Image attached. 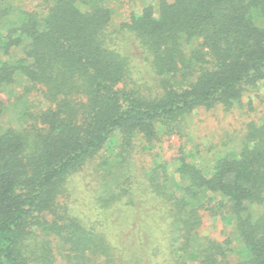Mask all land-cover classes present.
Here are the masks:
<instances>
[{
	"label": "trees",
	"instance_id": "obj_1",
	"mask_svg": "<svg viewBox=\"0 0 264 264\" xmlns=\"http://www.w3.org/2000/svg\"><path fill=\"white\" fill-rule=\"evenodd\" d=\"M0 264H264V0H0Z\"/></svg>",
	"mask_w": 264,
	"mask_h": 264
},
{
	"label": "rangeland",
	"instance_id": "obj_2",
	"mask_svg": "<svg viewBox=\"0 0 264 264\" xmlns=\"http://www.w3.org/2000/svg\"><path fill=\"white\" fill-rule=\"evenodd\" d=\"M237 113V112H236ZM238 113L234 114H225L223 112H206L200 111L192 119V138L194 145L205 146L210 144V142H219L230 137H227V133L232 136L234 139L239 133L240 123ZM183 146L188 152L192 147V144H189L187 139H181L177 136L170 138H164L159 144L151 145L149 152L153 154H158V158H164L169 163L170 167H174L173 164L176 162L178 157V152L180 147ZM205 152V150H203ZM136 166L139 171L142 169L146 162L150 161V154L148 152L138 149L135 153ZM94 162V161H93ZM173 163V164H172ZM94 164V163H92ZM89 166V165H88ZM86 168V167H85ZM89 168V167H88ZM231 232V225L228 224L225 220L219 219H205L202 227L201 233L203 235H210L217 240H223Z\"/></svg>",
	"mask_w": 264,
	"mask_h": 264
}]
</instances>
